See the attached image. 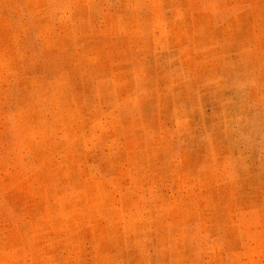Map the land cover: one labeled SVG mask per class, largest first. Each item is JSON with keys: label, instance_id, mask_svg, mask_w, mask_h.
Wrapping results in <instances>:
<instances>
[{"label": "rangeland", "instance_id": "1", "mask_svg": "<svg viewBox=\"0 0 264 264\" xmlns=\"http://www.w3.org/2000/svg\"><path fill=\"white\" fill-rule=\"evenodd\" d=\"M0 264H264V0H0Z\"/></svg>", "mask_w": 264, "mask_h": 264}]
</instances>
